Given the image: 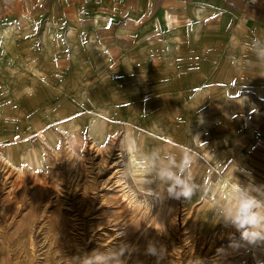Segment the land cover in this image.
<instances>
[{
    "label": "rangeland",
    "instance_id": "obj_1",
    "mask_svg": "<svg viewBox=\"0 0 264 264\" xmlns=\"http://www.w3.org/2000/svg\"><path fill=\"white\" fill-rule=\"evenodd\" d=\"M9 22L0 19V264H76L121 243L136 249L126 264H156L149 240L166 249L160 264H264V246L214 223L212 210L238 181L264 185V35L162 25L127 41L97 25ZM154 149L191 152L207 191L151 204L140 161Z\"/></svg>",
    "mask_w": 264,
    "mask_h": 264
},
{
    "label": "crops",
    "instance_id": "obj_2",
    "mask_svg": "<svg viewBox=\"0 0 264 264\" xmlns=\"http://www.w3.org/2000/svg\"><path fill=\"white\" fill-rule=\"evenodd\" d=\"M0 19L17 29L97 25L127 41L156 35L162 25L169 32L194 24L200 35H264V0H0Z\"/></svg>",
    "mask_w": 264,
    "mask_h": 264
},
{
    "label": "clouds",
    "instance_id": "obj_3",
    "mask_svg": "<svg viewBox=\"0 0 264 264\" xmlns=\"http://www.w3.org/2000/svg\"><path fill=\"white\" fill-rule=\"evenodd\" d=\"M258 55L264 57V47H258ZM128 145L130 150L133 149L134 141H128ZM193 161L194 156L188 151L182 153L179 159L175 153L168 150L161 152L154 149L143 155L140 163L146 173L144 185L155 184V188L144 187L151 204L153 201L163 202L168 198L176 200L183 198L189 201L202 189L203 186L195 181L192 173ZM237 170L242 171L239 167ZM121 172L127 176L133 174L134 169L125 166ZM203 190L207 191V188L203 187ZM132 199L134 206L141 202L135 196ZM212 210L214 223L234 229L240 234L241 239L250 245L264 246V185H256L251 181L242 184L238 181L233 185L231 200ZM135 250L134 246L121 243L106 251L83 252L73 258L76 264H126V256H130ZM166 254V249L162 245L158 246L156 242L148 241L145 255L155 257L156 264H160ZM197 261L203 264L197 257L189 264H196Z\"/></svg>",
    "mask_w": 264,
    "mask_h": 264
},
{
    "label": "bare ground",
    "instance_id": "obj_4",
    "mask_svg": "<svg viewBox=\"0 0 264 264\" xmlns=\"http://www.w3.org/2000/svg\"><path fill=\"white\" fill-rule=\"evenodd\" d=\"M1 159L4 160V158H3L2 156H1ZM7 163H9V161H7ZM9 165H10V163H9ZM132 197H133V196H131L129 193H125V194H123V198H125V199L128 200L127 203H130V205L133 206V207H137V205L134 206Z\"/></svg>",
    "mask_w": 264,
    "mask_h": 264
}]
</instances>
